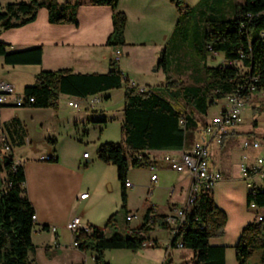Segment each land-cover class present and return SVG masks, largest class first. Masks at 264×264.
<instances>
[{
  "label": "crops",
  "instance_id": "obj_1",
  "mask_svg": "<svg viewBox=\"0 0 264 264\" xmlns=\"http://www.w3.org/2000/svg\"><path fill=\"white\" fill-rule=\"evenodd\" d=\"M20 1L22 0H7L4 5ZM89 1L66 2L71 5L79 3L77 25L50 24L48 10L41 8L34 22L16 29L0 30V42L9 45L10 50L20 51L33 47L43 49V60L40 65H6L0 58V84H12L15 89V94L8 96L6 103L0 109V159L12 154L16 164L24 167L26 174L24 189L37 216L32 234L35 249L29 252V259L35 264H91L90 260L95 263V253L82 252L73 247V236L67 230V224L75 217H80L84 225L105 230L106 233L108 219L118 213V208L122 205V202L121 204L120 201L118 202V199H121L122 189L117 168L99 161L97 151L102 144L115 142V139L111 138V133H115L113 128H117L118 135H122L126 88L138 87L139 91L141 89L148 91L152 86L163 85L166 75L163 69L155 67L175 31L180 16L170 0H119L117 11L126 15L127 23L124 35L126 46L121 49L122 56L118 69L128 79V84L121 89L84 99L61 95L58 109L16 106V97H22L25 88L35 84L36 76L41 71L71 69L80 74H106L110 71V62L116 53L107 44L113 32V10L109 6L91 5ZM200 1L184 0V3L192 8ZM235 1L242 3L244 0ZM215 55L223 56L221 53ZM223 63H225L224 56ZM154 73L158 75L160 73V78L153 79ZM255 93L263 97L260 101L264 103V90L254 91L250 94V99ZM72 101L79 103L80 108L70 107L69 103ZM83 103L84 107H82ZM100 119H106L107 124L98 123ZM257 126V121H254L252 129L246 133L229 131L221 146L213 145L215 148L210 151L213 169L224 175L225 169L221 159L226 160L236 154L240 146L239 139L244 141L246 138L259 135ZM90 133H92L91 138ZM201 139V133H192L190 140L186 139L182 151H145L142 155L148 157L149 166H155L158 173V170L170 169L160 161L161 158L189 152L196 143H200ZM84 141L93 144L92 155L89 153L88 158H84V156L68 154L67 150L77 147L81 152L82 148L76 143L83 144ZM5 144L10 146V150H6ZM226 146L227 150L224 151ZM210 147L211 145L209 149ZM242 151L245 152L239 155L243 160L246 155L252 158L259 154L252 149H242ZM48 155H53L55 160H43V157ZM131 185L127 188V208L131 207L129 189L133 188V184ZM191 185V178L187 174L178 176L177 183L170 192L171 203H168L167 207L159 206V211L157 206H150L152 202L161 203L154 199L143 201L135 212L132 208H128L129 214L138 215L139 218L136 220L140 221L135 225H133L134 220L126 221L128 223L126 229H140L147 211L151 208H155L160 216H166L173 208L183 206ZM84 193H89V197L81 200L80 196ZM217 195L218 191L215 197L212 190L214 202L226 212L228 222L224 237L211 239L210 244L226 247L225 258L228 264L227 230L234 227V238L231 243L234 246L242 229L253 220L249 222L243 220L230 203L222 200L218 202ZM96 209L100 211V217H97ZM99 223H103L102 226ZM43 227H48L49 230H44ZM161 232L162 228H155L146 241L148 245L145 244V249L137 253L122 249L108 250L105 251L104 258L112 264L115 257H134L135 254V258L137 256L143 258L144 252L152 250L149 248L151 240L156 247L165 250L161 263L163 264L167 252L172 250L170 245L173 235L170 230L165 229L166 233L163 234ZM189 251L190 263H192L194 253ZM230 255L232 258L230 264H238L236 255L235 259L233 254ZM255 256V262L264 264L261 263L260 252L255 253Z\"/></svg>",
  "mask_w": 264,
  "mask_h": 264
},
{
  "label": "trees",
  "instance_id": "obj_2",
  "mask_svg": "<svg viewBox=\"0 0 264 264\" xmlns=\"http://www.w3.org/2000/svg\"><path fill=\"white\" fill-rule=\"evenodd\" d=\"M119 0H90L94 6H109L113 10V32L108 46L120 51L126 46L125 28L127 17L117 11ZM175 5L179 20L169 39L157 68L163 69L166 77L163 85L140 92L138 87H127L124 97V123L122 140L119 143H104L97 151V158L105 164L116 166L121 184V210H127V187L130 167L149 166L145 151H182L187 132L196 127L193 112L207 115L209 108L229 95L238 93L248 96L254 91L264 90V0H201L189 7L184 0H170ZM44 0H22L0 5V30L23 27L35 21L41 8L48 10L50 24L77 25V8ZM221 53L225 63L207 66L208 55ZM241 55L243 56L241 58ZM191 58L192 68L197 65L205 77L198 84H185L172 74L174 62ZM0 58L6 65H40L43 60L42 47L26 50H10L0 42ZM172 62V63H171ZM106 74H80L71 69L41 71L33 86L26 87L22 99L25 108L58 109L61 95L84 99L111 90L121 89L128 79L118 69V63L110 62ZM245 70V73L241 72ZM257 78V81H253ZM255 87L254 91L248 88ZM33 100V102H31ZM191 108L193 112L186 108ZM92 122V121H91ZM107 124L106 119L98 120ZM256 125V123H255ZM26 174L24 167L16 164L12 154L0 160V264H35L29 252L35 249L32 241L35 209L24 189ZM255 203L264 210V190L255 195L248 193L247 205ZM152 209L146 213L145 220ZM112 215L106 229L117 226ZM165 216L156 215L155 226L170 230L162 222ZM228 222L227 214L214 202L211 194L200 192L198 200L187 212L186 222L173 236L172 248L180 240L185 249L194 253L191 264H226V247L210 244L211 239L224 237ZM92 233L76 234L73 241L82 252H93L95 264H110L104 258L108 250H130L137 253L145 249V242L155 230L142 227L126 229L125 234L107 236L105 230L93 227ZM49 230L48 227H43ZM155 246V243H154ZM238 264H248L257 252L264 262V221H252L241 231L234 246Z\"/></svg>",
  "mask_w": 264,
  "mask_h": 264
},
{
  "label": "rangeland",
  "instance_id": "obj_3",
  "mask_svg": "<svg viewBox=\"0 0 264 264\" xmlns=\"http://www.w3.org/2000/svg\"><path fill=\"white\" fill-rule=\"evenodd\" d=\"M1 1V8H4L6 5H4V2L7 0H0ZM45 2H55L58 3L60 5H65L67 4V1L70 0H44ZM239 2H242V0H238ZM119 51V50H118ZM121 52V50H120ZM192 59L189 58V56L187 58H182L181 61H177L174 62L172 65V74L176 79H179L181 81H183L185 84H198L201 80L204 79L205 75L203 73V69L201 70V68L199 69L198 66L196 65L194 67V69L192 68L191 65V61ZM172 63V62H171ZM223 63V56H216V55H208V59H207V66L210 67H216L219 65H222ZM157 68V67H155ZM153 68V70L155 69ZM47 71V70H44ZM242 73H245V70L241 69ZM160 73L159 75L157 73H154L152 75L153 79L156 78H160ZM158 84V83H157ZM152 86V85H151ZM158 87V86H157ZM151 88H156L155 86L151 87ZM263 97L261 95H258V93H255L252 97V99H250V101H248V107L245 108V111H243L242 114V122L239 125H236L232 128L229 129V131H235L237 133H246L249 130L252 129V123L254 121H257V130L261 131L263 130L264 127V103H262L260 100H262ZM259 100V101H258ZM224 105V102L221 101L218 105H213L209 108V111L207 113V115H200L197 112H193L191 108H186L188 111L193 112L194 113V117L196 119V127L190 128L189 131L187 132V139L190 140V137L192 135V133H201L203 134V129L204 126L206 124V122H210L221 110L222 106ZM252 106H254L252 108ZM82 107H84V103L82 104ZM253 109V110H252ZM255 110V111H254ZM115 129V133H111V138L115 139L114 143H119L122 140V135L119 134L118 135V131L116 130L117 128H113ZM242 135V134H240ZM90 138L92 137V133H90ZM240 137V136H239ZM243 139H239L240 142V146L238 151L236 152L235 155H233L230 158H227L226 160H222V165L225 169V173L224 175H222V180L218 181L215 185L214 188L212 189L214 191V195L216 197V191H218V202H220L221 200L223 202L226 203H230L234 209L236 210V212L238 213V216L241 217L243 220H245L246 222H249L250 220L255 221L257 213L259 212L260 214L264 215V210L260 209V210H253L251 209L247 203H246V196L248 193V188H247V183L246 181H244L242 179L241 176V163L244 162V160L242 159L241 155L239 154H243L242 151L243 147H242V142ZM81 142V141H80ZM80 142H77L76 144H78L82 149L81 152H79L77 150V148L74 149H70L67 150L68 154L70 156L73 155H80V157H83L84 153H90L91 155L93 154V144L92 143H86V141H84L83 144H81ZM200 142H202V139L200 140ZM214 144L211 145L210 149H209V153L210 151H212L213 148H215V146H213ZM213 146V147H212ZM227 150V146L224 148V151ZM211 160V159H210ZM160 161H162L164 163V165L166 167H168L167 162L165 161L164 158H161ZM186 174V173H184ZM182 173L178 174V172L173 171L171 169H165V170H158V182L154 185L151 182V171L149 166H145L142 168H132L130 167L129 173H128V177H129V181L133 184V188L129 189V196H130V200H129V204L131 205V207L129 206L128 208H132L133 212H135V210L141 206V204L143 203V201L145 202V200H159L161 203L157 204V203H151L150 206L155 205L157 206V211L160 210V207H167L168 203H171L170 200V192L172 190V187L177 183L178 180V176L184 175ZM154 187V189H153ZM120 201L121 204V199H118V202ZM160 206V207H159ZM127 208V210H129ZM168 209V208H167ZM163 210V209H161ZM169 212V211H168ZM225 212V211H224ZM95 213L97 214V217H100V211L98 209H96ZM226 213V212H225ZM156 215L159 216V214L155 213ZM231 218H233L231 216ZM116 220H117V226L116 227H111L108 228L106 235L107 236H111L115 233H119V234H125L126 233V226L128 225V223H126V213L125 211L121 210V205L118 208V214L116 216ZM140 220H134L133 221V225H135L136 223H138ZM100 226H102L103 223H99ZM236 224L235 223V228H236ZM249 224V223H248ZM157 228V226L155 227ZM226 229V228H225ZM227 244L229 247V253H228V264L231 263L232 258H231V254L234 255V259H235V250H234V246H232V240L234 238V227L232 226L231 228H229L227 230ZM162 234L166 233L165 229H162ZM146 244L148 245V243L146 242ZM150 245V243H149ZM152 250L150 251H146L145 253V259L143 258H139V256H137L135 258V254L134 257H130V256H125V257H115V260L113 261V264H161L163 261V257H164V253L165 250L163 248L160 247H156L154 246L153 248H151ZM255 254L253 255V257L248 261V264H260V262H255L256 258H255ZM172 260L175 264H191V254L190 251L188 249H180V248H172L171 252H170V257H169V261ZM91 264H95L93 260H90ZM109 263V262H108ZM111 263V262H110ZM112 264V263H111Z\"/></svg>",
  "mask_w": 264,
  "mask_h": 264
},
{
  "label": "built area",
  "instance_id": "obj_4",
  "mask_svg": "<svg viewBox=\"0 0 264 264\" xmlns=\"http://www.w3.org/2000/svg\"><path fill=\"white\" fill-rule=\"evenodd\" d=\"M121 56V52H116L114 54L113 61L119 63ZM242 57L243 56L241 55V58ZM222 64L230 67H240L242 62L237 61V64ZM252 80L257 81V78H253ZM248 89L250 91H254L255 87H250ZM140 92H145V90L141 89ZM14 94L15 89L12 84H0V109L6 103L7 97ZM249 99L250 95L243 96L238 92L221 100L224 102V105L222 106L220 112L210 122L205 124L202 134V142L196 143L189 152H183L179 156L168 155L165 157V161L171 170L178 173H186L192 181V185L184 205L173 208L171 213L166 215L162 220V222L169 227L173 236H175L184 226L187 212L198 200L200 192L203 191L211 194L214 185L218 181L222 180V174L219 171L214 170L210 162L209 146L212 144L221 146L225 141L226 135L229 133V129L242 122V114ZM31 102H33V100H31ZM15 104L18 107H22L24 104L22 97H16ZM69 106L75 109L80 108L79 103L75 101L70 102ZM242 146L244 150L252 149L259 152V154L253 156L252 158L246 155L240 168L243 180L247 183L248 193L255 195L258 190H264V127L263 130L260 131L259 135L244 139ZM5 148L6 150H10V146L8 144H5ZM83 156L84 158H88L89 154L84 153ZM43 160L52 161L55 160V157L53 155H48L43 157ZM149 168L152 172L151 182L155 184L158 181L157 169L152 165L149 166ZM131 186L130 182L126 183L127 188ZM88 197L89 193H84L80 196V199L84 200ZM249 207L253 210H260L255 203H251ZM151 209L152 211L149 213L147 220H144L143 225L155 228L154 218L156 216V210L155 208ZM138 218L139 217L136 214H128L127 222H131ZM255 220L257 222L264 221V215L258 212ZM33 221H37L36 214L33 215ZM67 230L70 231L74 237V235L80 234L81 232L90 234L92 233L93 228L90 225H84L80 217H75L67 224ZM138 230L139 229L136 231L138 232ZM139 234H141V232ZM73 247L77 248L78 243L73 241ZM152 247H154V243L150 240L149 248ZM170 248H172L171 245ZM175 248H184L180 240L176 244ZM169 252L170 250L167 252L166 259L163 264H175L172 261H169Z\"/></svg>",
  "mask_w": 264,
  "mask_h": 264
},
{
  "label": "bare ground",
  "instance_id": "obj_5",
  "mask_svg": "<svg viewBox=\"0 0 264 264\" xmlns=\"http://www.w3.org/2000/svg\"><path fill=\"white\" fill-rule=\"evenodd\" d=\"M116 52H120V51H116ZM126 221H127V218H126Z\"/></svg>",
  "mask_w": 264,
  "mask_h": 264
},
{
  "label": "water",
  "instance_id": "obj_6",
  "mask_svg": "<svg viewBox=\"0 0 264 264\" xmlns=\"http://www.w3.org/2000/svg\"><path fill=\"white\" fill-rule=\"evenodd\" d=\"M0 160H2V159H0Z\"/></svg>",
  "mask_w": 264,
  "mask_h": 264
}]
</instances>
